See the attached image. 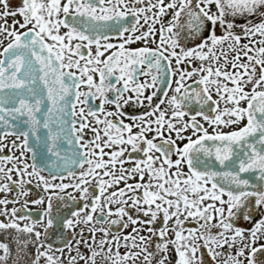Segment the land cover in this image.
I'll list each match as a JSON object with an SVG mask.
<instances>
[{
	"label": "snow or ice",
	"instance_id": "6c2138e0",
	"mask_svg": "<svg viewBox=\"0 0 264 264\" xmlns=\"http://www.w3.org/2000/svg\"><path fill=\"white\" fill-rule=\"evenodd\" d=\"M0 264H264V0H0Z\"/></svg>",
	"mask_w": 264,
	"mask_h": 264
},
{
	"label": "flooded vegetation",
	"instance_id": "af4514ba",
	"mask_svg": "<svg viewBox=\"0 0 264 264\" xmlns=\"http://www.w3.org/2000/svg\"><path fill=\"white\" fill-rule=\"evenodd\" d=\"M5 151H7V149H5Z\"/></svg>",
	"mask_w": 264,
	"mask_h": 264
}]
</instances>
